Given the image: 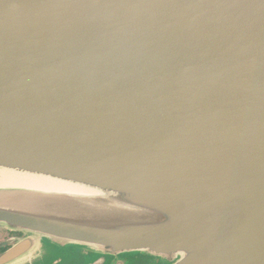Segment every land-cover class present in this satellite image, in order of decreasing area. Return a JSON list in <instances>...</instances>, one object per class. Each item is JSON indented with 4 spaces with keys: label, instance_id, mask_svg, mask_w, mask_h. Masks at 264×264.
<instances>
[{
    "label": "water",
    "instance_id": "obj_1",
    "mask_svg": "<svg viewBox=\"0 0 264 264\" xmlns=\"http://www.w3.org/2000/svg\"><path fill=\"white\" fill-rule=\"evenodd\" d=\"M0 264H264V0H0Z\"/></svg>",
    "mask_w": 264,
    "mask_h": 264
},
{
    "label": "flooded vegetation",
    "instance_id": "obj_2",
    "mask_svg": "<svg viewBox=\"0 0 264 264\" xmlns=\"http://www.w3.org/2000/svg\"><path fill=\"white\" fill-rule=\"evenodd\" d=\"M23 238V235L18 232L9 231L7 229H3L0 227V257L13 248L21 239ZM78 253V251H77ZM78 259H75L74 264H92L96 261L95 256H91L88 253L82 251L78 253ZM94 258L93 261H90L89 259ZM150 264H163L160 262H152Z\"/></svg>",
    "mask_w": 264,
    "mask_h": 264
},
{
    "label": "rangeland",
    "instance_id": "obj_3",
    "mask_svg": "<svg viewBox=\"0 0 264 264\" xmlns=\"http://www.w3.org/2000/svg\"><path fill=\"white\" fill-rule=\"evenodd\" d=\"M76 248H72V250L67 249L65 251H59L58 252V258L61 259L62 263L61 264H74L75 259H78V253H77ZM130 261V264H150L152 262H162L163 264H169V262L163 261V260H159L156 258H149V257H144V256H140V255H129L127 257ZM90 261H93L94 258L89 259ZM40 264H50L49 262H45V263H40Z\"/></svg>",
    "mask_w": 264,
    "mask_h": 264
},
{
    "label": "bare ground",
    "instance_id": "obj_4",
    "mask_svg": "<svg viewBox=\"0 0 264 264\" xmlns=\"http://www.w3.org/2000/svg\"><path fill=\"white\" fill-rule=\"evenodd\" d=\"M14 184L12 181L5 179L3 177L0 178V185H12Z\"/></svg>",
    "mask_w": 264,
    "mask_h": 264
}]
</instances>
